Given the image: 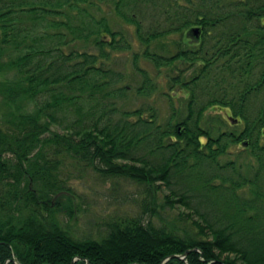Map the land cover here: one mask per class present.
<instances>
[{"label": "trees", "instance_id": "trees-1", "mask_svg": "<svg viewBox=\"0 0 264 264\" xmlns=\"http://www.w3.org/2000/svg\"><path fill=\"white\" fill-rule=\"evenodd\" d=\"M99 1L0 0V264H264L242 192L264 171V0H112L132 34ZM154 94L163 117L121 103ZM242 141L253 159H224ZM67 157L134 185V212L78 233Z\"/></svg>", "mask_w": 264, "mask_h": 264}, {"label": "rangeland", "instance_id": "rangeland-1", "mask_svg": "<svg viewBox=\"0 0 264 264\" xmlns=\"http://www.w3.org/2000/svg\"><path fill=\"white\" fill-rule=\"evenodd\" d=\"M98 3L102 7L112 29L132 34L133 25L126 23L114 13L112 0H100ZM187 39L192 41V37L189 35ZM134 48H137L135 42ZM113 58L115 61L113 64L114 66L116 65L119 70L123 71L125 74L131 72L130 51L117 52ZM141 64L153 75L156 73L152 65L148 62L142 60ZM127 81L129 80L126 79V82ZM142 102L155 103L161 117L168 113L169 103L166 98L160 94H154L145 98L131 96L121 103H123V105L128 104L129 106H133ZM212 111L220 112L229 123L233 120L227 109L209 110V112ZM245 147L243 141L239 142L237 145H232L230 148V155L224 156V159L227 157L231 159L237 157L240 162L253 159L249 156V149L245 150ZM242 168V170L245 171L244 167ZM261 176L262 178L259 179L255 185H246L242 192L247 198L253 197L258 192L264 209V171ZM60 178L67 185L68 190H66V192L73 202L72 207H74L75 210L74 215L76 216V220L71 221V223L78 233L97 232V230L103 228L105 221L125 213L132 214L135 210L134 199L138 197V189L134 185L124 181H119L117 185L112 181H104L90 168L69 157H67L61 165ZM158 194L160 196V192H158ZM180 211L189 213V210L186 208L178 206L172 210H168L169 217H174ZM195 249L198 250L197 248H193L187 249L186 251L189 252ZM233 256V254L229 253L222 254V258Z\"/></svg>", "mask_w": 264, "mask_h": 264}, {"label": "water", "instance_id": "water-1", "mask_svg": "<svg viewBox=\"0 0 264 264\" xmlns=\"http://www.w3.org/2000/svg\"><path fill=\"white\" fill-rule=\"evenodd\" d=\"M194 32H195V34H196L197 30H195ZM195 250H196V249H195ZM187 253H188V251H185V252H184L182 255H180V256H177V255H170L169 257H178V258H180V259H184ZM73 261H74V259H73ZM73 261L71 262V264L74 263ZM85 263H86V264H89L88 260L85 259Z\"/></svg>", "mask_w": 264, "mask_h": 264}]
</instances>
